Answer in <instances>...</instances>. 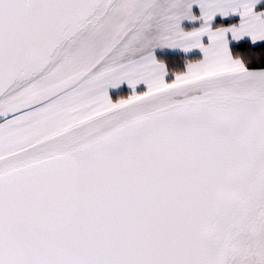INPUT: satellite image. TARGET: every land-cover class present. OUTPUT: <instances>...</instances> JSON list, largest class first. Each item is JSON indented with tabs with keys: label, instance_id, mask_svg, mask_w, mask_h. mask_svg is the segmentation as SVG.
<instances>
[{
	"label": "snow or ice",
	"instance_id": "snow-or-ice-1",
	"mask_svg": "<svg viewBox=\"0 0 264 264\" xmlns=\"http://www.w3.org/2000/svg\"><path fill=\"white\" fill-rule=\"evenodd\" d=\"M257 3L0 0V264H264Z\"/></svg>",
	"mask_w": 264,
	"mask_h": 264
},
{
	"label": "trees",
	"instance_id": "trees-1",
	"mask_svg": "<svg viewBox=\"0 0 264 264\" xmlns=\"http://www.w3.org/2000/svg\"><path fill=\"white\" fill-rule=\"evenodd\" d=\"M258 10L264 9V3L259 5ZM239 19L233 18L229 20H222L217 19L214 24H230L236 23ZM190 27V26H188ZM231 53L235 56L236 59H240L245 61L250 69H260L264 68V42L259 45H253L249 41H244L238 44L231 45ZM157 58L165 61L170 69L173 70H180L184 67L185 64V57L188 58H196L200 56L199 54H191V55H184V54H172V53H157ZM170 77L168 79L173 78V71H169ZM130 92L126 89L113 93L112 98L113 100H117L122 96L129 95Z\"/></svg>",
	"mask_w": 264,
	"mask_h": 264
},
{
	"label": "crops",
	"instance_id": "crops-1",
	"mask_svg": "<svg viewBox=\"0 0 264 264\" xmlns=\"http://www.w3.org/2000/svg\"><path fill=\"white\" fill-rule=\"evenodd\" d=\"M264 3V0H258V3L255 5V10H257V11H260V10H258L257 8H258V6L259 5H261V4H263ZM264 10V9H263ZM232 16V15H231ZM230 17V16H229ZM228 17V18H229ZM230 18H232V17H230ZM229 18V19H230ZM217 19H219V18H217ZM216 19V20H217ZM229 19H225V20H229ZM215 22V21H214ZM186 27H188V26H186ZM244 40H246V41H249V42H251L253 45H259V44H261V43H263L264 42V39H261V40H256V41H253L252 40V37L249 35V34H245L243 37H240L239 39H236V38H233L232 36H231V34L229 33V47L231 48V45H233V44H237V43H240L241 41H243L244 42ZM157 53H172V54H184V55H191V54H199V55H201V52H200V50L199 49H193V50H191L190 52H187V53H185L182 49H180V48H171V47H169V48H166V49H164V50H156L155 51V55H157ZM238 60H240V59H238ZM170 77V75H169V73H168V77L167 78H169ZM124 88H126V90H128L130 93H131V91H132V89H131V87L127 84V82H123V83H121L119 86H110L109 87V89H108V91H109V93H110V96L112 97V94L113 93H116V92H119V91H122V90H124ZM145 88V85L143 84V83H141L140 85H138L137 86V90L139 91V90H143ZM113 99V98H112ZM115 101V100H114Z\"/></svg>",
	"mask_w": 264,
	"mask_h": 264
},
{
	"label": "rangeland",
	"instance_id": "rangeland-1",
	"mask_svg": "<svg viewBox=\"0 0 264 264\" xmlns=\"http://www.w3.org/2000/svg\"><path fill=\"white\" fill-rule=\"evenodd\" d=\"M230 17H232V18H230ZM229 18L230 19H233V18H237V19H240V17H239V15L238 14H236V15H232V16H230ZM219 19H222V20H225V19H229L228 17H218ZM216 21V20H215ZM185 23V26H191V24L189 23V22H187V21H185L184 22ZM244 41H246V40H244ZM241 42H243V41H241ZM240 42V43H241ZM238 44V43H237ZM166 48H169L168 46H163V47H157L154 51H158V50H164V49H166ZM124 89H126V88H124Z\"/></svg>",
	"mask_w": 264,
	"mask_h": 264
}]
</instances>
